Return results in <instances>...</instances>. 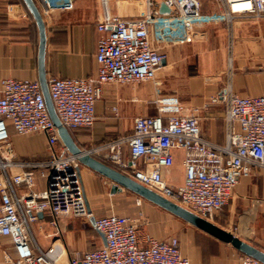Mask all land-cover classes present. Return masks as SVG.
Wrapping results in <instances>:
<instances>
[{
	"label": "built area",
	"instance_id": "1",
	"mask_svg": "<svg viewBox=\"0 0 264 264\" xmlns=\"http://www.w3.org/2000/svg\"><path fill=\"white\" fill-rule=\"evenodd\" d=\"M35 1L45 16L76 7L75 0ZM215 1L223 5V12H204L203 0H101L103 14L97 29L103 35L97 44V76L48 81L62 125L68 130L91 128L103 85L155 81L166 60L164 49L193 41L198 26L264 19V0H248L252 7L238 12L232 8L237 0ZM162 3L170 12H160ZM257 42L261 40L234 36L229 65L249 56ZM259 69L264 72V64ZM212 102L225 105L224 144L204 137L200 109L185 113L178 96L162 95L154 101L157 115L137 117L131 134L83 154L105 156L128 177L209 220L229 203L242 177L264 170V94L242 95L227 86ZM10 128L18 136L45 135L49 160H16ZM177 150L183 152L185 178L173 187L165 171L174 165ZM79 157L63 144L40 82L4 79L0 88V236L13 241V264H192L178 238L143 243L136 223L116 213L95 216L94 229L106 240L95 250L71 256L60 232L43 248L34 233L42 217H49V225L58 228L62 217L89 221L94 214L87 211ZM38 170L44 171L47 184L35 191ZM22 187L25 192L20 191ZM243 264L264 263L245 256Z\"/></svg>",
	"mask_w": 264,
	"mask_h": 264
},
{
	"label": "crops",
	"instance_id": "2",
	"mask_svg": "<svg viewBox=\"0 0 264 264\" xmlns=\"http://www.w3.org/2000/svg\"><path fill=\"white\" fill-rule=\"evenodd\" d=\"M75 2L76 7L72 11H56L49 16L41 12L47 37L45 53L47 81L51 78H95L98 74L97 44L103 35L97 29L103 14L101 0ZM222 25V31L227 35L221 46L211 44L207 48L197 46L195 49L200 75L188 81L185 92L173 88L169 82V78L175 76L174 69L177 66L170 47L164 49L166 61L157 71L158 86L157 82L143 86H139L140 83L103 85L100 99L96 103L94 125L91 128L69 129L78 147L90 150L116 135L119 137L131 134L135 119L139 116L157 115L154 101L162 95L169 94H175L180 98L185 113L189 114L195 108L200 109V125L204 137L215 143L224 144L225 105L212 102V98L222 89L221 82L217 78L213 81L206 78L215 75L218 68L228 70L230 43L234 36L231 35L232 30L228 24ZM255 39L261 40V43L257 42L255 47L251 48L249 56L235 61V68L252 69L254 66L259 68L264 64V38L250 37L247 40ZM39 43L38 27L23 0H0V88L4 79L39 81ZM236 81V90L238 93L242 91L240 93L242 95L264 94L263 75H241ZM10 133L16 160H49L50 151L45 135L29 134L25 138H20L12 128ZM174 155L175 163L165 171V178L171 186L177 187L184 182L185 169L182 163L183 152L177 150ZM92 156L108 164L105 156L97 154ZM112 167L118 169L116 166ZM1 174L0 170V176ZM80 174L85 195L94 215L104 201L117 202L127 198L124 195L126 190L111 193L113 183L95 171L82 166ZM46 184L44 171L38 170L34 190H43ZM20 191L25 192L26 189L22 187ZM135 196L137 198L131 200L132 209L116 214L136 223L143 243H148L149 239L167 241L178 238L183 254L189 257L192 264H243L245 255L231 244L224 243L159 206ZM224 209L220 219L221 227L264 251V170L257 169L252 174L242 177ZM49 221V217H42L41 221L34 225L36 239L43 248H48L53 243L58 232L71 256L83 255L104 244L98 233L100 238L98 246L89 247L87 236L76 219L60 218L58 228L50 226ZM44 225L55 229L53 237L47 236L51 233L46 234L42 230ZM15 256L12 239L0 236V264H13Z\"/></svg>",
	"mask_w": 264,
	"mask_h": 264
},
{
	"label": "rangeland",
	"instance_id": "3",
	"mask_svg": "<svg viewBox=\"0 0 264 264\" xmlns=\"http://www.w3.org/2000/svg\"><path fill=\"white\" fill-rule=\"evenodd\" d=\"M202 10L204 12H223V5L220 2H217L215 0H203V8ZM227 24L226 22L212 24V25H201L197 27L196 35L193 39V41L186 43V44H179L175 46H170V50L172 51V57L174 58L177 66H175L174 72L175 76L172 78H169V82L171 86L175 89H179L183 92L187 90L188 87V81L196 77L199 74L198 69V58L195 56V49L197 46H204V48H207L212 45L221 46L225 41L226 32H223V25ZM229 27L232 30L231 35L235 36L236 38H243V39H249L250 37H262L264 38V19L262 20H254V21H240V19L234 20L232 23H228ZM194 44V45H193ZM191 45V46H190ZM200 48V47H199ZM165 53V52H164ZM219 60V59H218ZM166 61V60H165ZM162 66V65H161ZM217 72L215 75H212L210 77H206L209 79V81H213L217 78L218 81L221 82V88L230 86L234 92H237L236 90V83H237V77L241 75H249L253 74L255 75H263L264 72L261 71L259 68L255 67H243V68H235V64L233 63V66H230L228 63V70L227 69H217L215 70ZM216 81V80H215ZM150 82L155 84L157 82L158 86V80L156 77L155 81H149V82H141L138 84L139 86L148 85ZM242 91H240L241 93ZM244 92V91H243ZM238 93V92H237ZM239 93V94H240ZM169 95H175V94H169ZM186 95V94H185ZM177 96V95H176ZM20 138H25L27 136H18ZM116 136L112 137L113 139L116 138ZM111 138V139H112ZM88 150V148L82 149V151ZM107 159V158H106ZM107 163L111 166H115L111 163L110 160L107 159ZM108 184V183H107ZM108 188V185L106 186ZM108 191V189L106 190ZM125 198L122 201H113V200H106L102 204H100L99 210L97 213H95L96 217H102L106 216L109 213L115 212V213H123V211L132 209L131 200L137 197L132 194L129 191L124 192ZM225 209H222L220 212H217L211 219H209L210 222L213 224L221 227V216L223 215ZM78 220L79 227H82L83 233L87 236V243L90 244L89 247L94 248L97 247V243L99 244L100 238L98 236V233L93 229L90 223H87L82 218H73ZM222 228V227H221ZM54 228L50 226L44 225L42 228L43 231L46 232V234L51 233L47 236L53 237L55 233L53 230ZM53 233H52V232ZM35 233V230H34ZM36 236V233H35ZM75 256V254H73Z\"/></svg>",
	"mask_w": 264,
	"mask_h": 264
},
{
	"label": "water",
	"instance_id": "4",
	"mask_svg": "<svg viewBox=\"0 0 264 264\" xmlns=\"http://www.w3.org/2000/svg\"><path fill=\"white\" fill-rule=\"evenodd\" d=\"M27 6L31 16L34 18V21L38 27L40 35L39 43V82L45 97L46 105L48 112L55 126L58 128L59 136L67 148V150L73 155H80L79 162L82 166L87 167L96 173L102 175L103 177L110 180L113 185L111 188V193L122 192L124 190L130 191L138 197L151 202L160 208L170 212L171 214L183 219L197 229L208 233L209 235L215 237L216 239L231 244L245 256L255 258L262 263H264V251L259 248L241 240L239 237L235 236L233 233L213 224L209 220L202 218L191 211L177 205L176 203L166 199L165 197L159 195L150 188L138 183L132 178L128 177L118 169L96 159L95 157L89 154H83V151L73 140L69 130L64 127L56 113L54 104L52 102L48 81L45 72V53H46V27L41 11L39 10L35 0H23ZM160 12H170V9L165 6L164 3L160 5ZM165 63V60L162 61V64ZM85 203L88 213H93L89 201L85 195ZM42 217V214H40ZM91 226L95 227V215L90 218ZM103 243H106L105 237L102 233H99Z\"/></svg>",
	"mask_w": 264,
	"mask_h": 264
},
{
	"label": "bare ground",
	"instance_id": "5",
	"mask_svg": "<svg viewBox=\"0 0 264 264\" xmlns=\"http://www.w3.org/2000/svg\"><path fill=\"white\" fill-rule=\"evenodd\" d=\"M252 7V3L250 1H236L232 3V8L235 12L249 10Z\"/></svg>",
	"mask_w": 264,
	"mask_h": 264
},
{
	"label": "trees",
	"instance_id": "6",
	"mask_svg": "<svg viewBox=\"0 0 264 264\" xmlns=\"http://www.w3.org/2000/svg\"><path fill=\"white\" fill-rule=\"evenodd\" d=\"M36 2V1H35Z\"/></svg>",
	"mask_w": 264,
	"mask_h": 264
}]
</instances>
